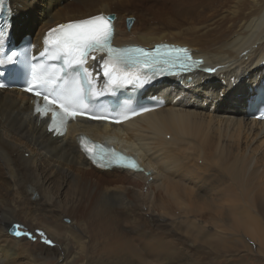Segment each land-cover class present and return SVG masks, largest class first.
Returning a JSON list of instances; mask_svg holds the SVG:
<instances>
[{"label": "bare ground", "instance_id": "1", "mask_svg": "<svg viewBox=\"0 0 264 264\" xmlns=\"http://www.w3.org/2000/svg\"><path fill=\"white\" fill-rule=\"evenodd\" d=\"M8 3L36 49L57 25L112 14L115 47L166 43L200 62L149 84L157 109L118 125L74 119L61 136L33 98L0 90V264H264V121L251 114L264 104V0ZM80 138L139 170L98 167Z\"/></svg>", "mask_w": 264, "mask_h": 264}, {"label": "snow or ice", "instance_id": "2", "mask_svg": "<svg viewBox=\"0 0 264 264\" xmlns=\"http://www.w3.org/2000/svg\"><path fill=\"white\" fill-rule=\"evenodd\" d=\"M2 3L3 0H0V4ZM111 20V16L101 14L60 24L49 30L47 36L52 38L49 40L46 37V52L42 53V56L50 53L49 58L51 60H62L63 64L57 68L54 65L45 66L33 63L30 67L31 80L27 90L34 91L37 97L43 95L45 102L43 110L37 104L35 108L37 113L45 115L51 105L58 106V111L52 109L50 131H59L57 125L62 126L67 118H74L78 114H83L74 111L73 106L82 103L93 88L92 74L85 67L90 53L102 52L106 53L108 57L102 65L103 75L108 78L106 88L130 84L143 86L149 82L153 73L159 71L161 66H179L182 68L187 66L186 61L190 59L187 49L165 45L161 46L166 49L164 53H160L158 49L156 54H149L141 48L113 47L111 40L114 30ZM4 35V31L0 29V42L3 41ZM93 59H95V56H93ZM4 63L5 60L0 58V65ZM70 73L69 80L65 81V86L60 89L56 98L44 94L48 90L55 91L54 86L64 80L66 76H69ZM145 76H147V79L143 78ZM2 86L4 85L0 84V87ZM100 94L98 92L93 93V95ZM80 140L85 153L92 159L94 164L104 167L105 158L110 154L114 162L118 164L121 161H128L120 164V166L138 169L134 162L116 153L114 149H105L103 146L94 143L89 144L84 138H80ZM14 227L19 229L21 226L15 225ZM14 235L30 234L17 230Z\"/></svg>", "mask_w": 264, "mask_h": 264}, {"label": "rangeland", "instance_id": "3", "mask_svg": "<svg viewBox=\"0 0 264 264\" xmlns=\"http://www.w3.org/2000/svg\"><path fill=\"white\" fill-rule=\"evenodd\" d=\"M48 2H53V0H48ZM13 14H15L14 16L12 15V18L14 17V21H17V19L15 18V16H16V13H15V11H14V13ZM28 14V13H27ZM38 16V14L37 13H34V14H32L30 17H31V20H33L34 18H36ZM126 18H130V17H126ZM17 23H18V25H16V24H14V25H12L11 24V28H13L14 29V34H13V36L16 34H18V33H20V32H27V34L29 33V36L30 37H32V33L34 32V29L32 28L33 26H31V23H32V21L30 22V23H28V24H26V25H24V24H21V23H19V21H17ZM24 26V27H23ZM12 36V37H13ZM34 42V41H33ZM167 80H172V79H167ZM155 95V94H154ZM158 97H161V96H158ZM162 100H164V98H162ZM164 103V102H163ZM163 105V104H162ZM14 228V227H13ZM12 228V229H13ZM11 233H12V235L14 234V232L15 231H11V230H9ZM16 231H17V229H16ZM9 232V233H10ZM21 232H23V233H27V232H24V231H21ZM10 233V234H11ZM27 234H29V233H27ZM13 236H15V237H17V238H19V237H21V236H25V238L27 239V240H29V241H31V243H36V242H40V243H42L43 241L42 240H40L39 238H36L35 236H32V235H21V236H16V235H13ZM37 240V241H36ZM50 246H53V244H51ZM246 264H256V262H257V260H252V258H248L247 260H246Z\"/></svg>", "mask_w": 264, "mask_h": 264}, {"label": "water", "instance_id": "4", "mask_svg": "<svg viewBox=\"0 0 264 264\" xmlns=\"http://www.w3.org/2000/svg\"><path fill=\"white\" fill-rule=\"evenodd\" d=\"M9 1V0H8ZM8 9H9V15H10V17H11V20H12V14H11V7H10V5H9V3H8ZM132 20V19H131ZM14 32V29H12L11 30V33H13ZM27 35V32H23L22 34H20L17 38H15V44H16V46H19L20 44H21V42H22V40H23V38L25 37ZM161 78H168L169 76L168 75H166V74H163L162 76H160ZM159 77V78H160ZM158 78V79H159ZM155 79H157V78H155Z\"/></svg>", "mask_w": 264, "mask_h": 264}]
</instances>
